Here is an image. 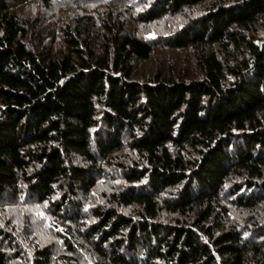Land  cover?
I'll return each instance as SVG.
<instances>
[{
	"label": "trees",
	"instance_id": "obj_1",
	"mask_svg": "<svg viewBox=\"0 0 264 264\" xmlns=\"http://www.w3.org/2000/svg\"><path fill=\"white\" fill-rule=\"evenodd\" d=\"M0 264H264V0H0Z\"/></svg>",
	"mask_w": 264,
	"mask_h": 264
}]
</instances>
